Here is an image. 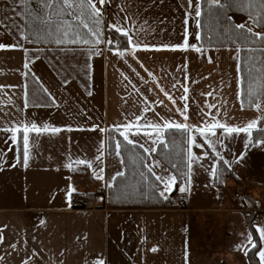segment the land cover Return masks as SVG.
Returning a JSON list of instances; mask_svg holds the SVG:
<instances>
[{"label":"crops","instance_id":"obj_1","mask_svg":"<svg viewBox=\"0 0 264 264\" xmlns=\"http://www.w3.org/2000/svg\"><path fill=\"white\" fill-rule=\"evenodd\" d=\"M195 5L196 0L193 8L188 7V0H109L103 8L104 31L125 15L133 17L126 27L138 33L133 39L141 44L133 52L128 44L127 48H109L104 43L97 51L90 46L33 45L20 38L21 22L15 14L20 10L18 0H0V20L11 26H0V44L20 46L0 50V128L13 122H36L61 129L30 133L27 167L16 162L19 144L12 146L11 133L0 131V151L6 153L0 161V235L4 237L0 264H96L98 260L103 264H251L248 251L253 235L247 221L233 212L238 205L231 190L239 187L255 203L253 210L264 212V138L253 142L259 123L251 136H228L217 129L216 136L210 137L215 152L195 129L211 122L207 113L240 128L253 119L259 122L260 114L257 109L241 108L237 49L202 48L203 54L164 50L166 45L182 43L185 28L189 44L201 48L196 39ZM236 20L261 32L247 18ZM156 48L162 50H152ZM120 51L123 58L117 54ZM183 86L189 88L187 120L180 111ZM34 97L39 106H33ZM148 104L151 110L145 112ZM168 121L189 125L195 143L204 145L192 148L198 161L193 163L190 191L181 193L179 187L176 207L171 209H108L106 190L123 167L117 154L107 153V131L139 123V133L130 138L143 149H156L159 143L152 144L156 132L144 125L159 123L163 139L168 129L163 124ZM101 143L102 162L96 159ZM210 153L222 157L233 174L216 181L211 175L216 160ZM147 154L155 175L171 176L155 152ZM79 160L85 162L79 167L86 174L76 176L66 165H78ZM101 168L103 180H98L95 175ZM181 187H188L187 180ZM69 188L96 194V200L87 209H71ZM179 197L184 199L182 206ZM255 226L256 231L264 228ZM261 240L257 257L264 264Z\"/></svg>","mask_w":264,"mask_h":264},{"label":"snow or ice","instance_id":"obj_2","mask_svg":"<svg viewBox=\"0 0 264 264\" xmlns=\"http://www.w3.org/2000/svg\"><path fill=\"white\" fill-rule=\"evenodd\" d=\"M18 3L20 5V8L27 7L31 0H18ZM109 3V0H39V4L37 7V10L35 12V15L32 14L31 11H29L27 14L22 13L19 10H15V14L17 17H20L25 22V27L27 28L28 21L30 20L32 22V28L29 30L31 31L32 36H37L40 32H43L47 35H54L57 36L56 43L62 44L65 43V37H68L69 35H73V38L70 42L72 43H91L93 45H99L101 41L103 40V31L102 24L104 23V12L103 8ZM204 3H206L210 7L209 15L212 16H219L220 12L225 8V4L228 3V0H204ZM232 3H238L241 8L247 12L248 17L250 18L252 26L260 27L261 32H254L253 28L245 23L240 24H230L225 23V28L227 31L230 32L231 35L235 37L236 40H238L242 45H247L250 42L254 41H260L261 48L260 52L261 55L264 56V0H232L231 3H228V7L232 6ZM97 4H99V7H97ZM188 7L193 8V0H188ZM123 10V9H122ZM194 10L195 15V22H196V28L198 29L196 33V39L201 40L202 36L199 32V29L203 27L201 16V0H196V5ZM191 15V13H189ZM65 19H70L74 22L73 23H65ZM133 19V17H129L128 15H125L124 18L118 20L116 23L112 24L110 27L111 29L120 34L122 37L125 38L126 44L132 46V51L135 52L137 49L141 47L139 39H133L134 36L138 35V33H133L129 28L126 27V24L128 21ZM223 19V18H221ZM228 21H231V17L227 18ZM14 23V22H13ZM188 21L185 20V25H187ZM0 26H3L5 28H10V25L4 24L3 20H0ZM17 30H20L19 25H15ZM76 27L83 28L86 36H91L93 39L88 40L85 37H82L80 32L75 31ZM142 30V29H141ZM188 32L187 28L184 30V39L181 44L179 45H166L164 46V50H180V51H188L192 50L198 53L203 54V49L200 47H197L195 45H190L189 41L187 39ZM21 39H28L29 42H32L31 36H29L27 33H23L20 37ZM107 43L111 44L112 40L106 41ZM20 46L19 44H13V45H5L0 44V50H16ZM145 50H149L147 46H145ZM152 50H162L160 48L152 49ZM240 50H248V49H238ZM97 55H102L101 53H95ZM121 58L124 57V52L120 51L117 53ZM209 62L211 60L209 59ZM264 63V61H262ZM25 68H29V62H25L24 64ZM186 67V65H185ZM29 71L31 69L29 68ZM238 73L240 71L239 67L237 69ZM255 71L257 72L256 79L260 81V87L258 91L255 92H248L246 93L249 97L250 105H254L257 109H259L260 105L258 103V100L264 99V68H256ZM151 75V73H149ZM187 79V77H185ZM39 82V81H37ZM256 80L253 81L255 83ZM176 85L174 84L173 87ZM46 92L47 90L44 89ZM161 91H164V94L167 96L169 100L173 102V104L176 103V101L173 99V97L164 89H161ZM189 92V88L187 86H183V93L184 95L181 96V101L184 102L183 108L180 110L181 114L183 115L184 119L187 120L189 117L187 115L188 112V105L187 100L188 96L187 93ZM211 95V94H209ZM241 95V93L238 92V98ZM49 98L51 99L52 103H55L54 98L51 97V94H49ZM147 103V102H146ZM29 101L25 100V108L28 107ZM33 106H39L38 104V98H33ZM209 108L214 107V105H208ZM241 107H243V103L241 104ZM151 110V105L148 104V107L144 109L145 112ZM206 115H209L211 117V122H205L204 128H196L195 131L200 133V136L204 139V143L207 144V147L212 149L213 152H215V143L212 141L210 137L216 136V130L220 129L223 131L225 135L231 136L232 134H239V133H247L249 136L252 135V130L257 127V124L259 123L256 119L251 120L246 124L245 127H232L228 126L225 123H222L220 120L216 118V115L212 113H207ZM142 119V118H139ZM123 128V131H120V128ZM141 125L139 123L129 122L123 126H117L116 131L120 132V135L123 137V141L131 145L133 148L137 146V142L130 138V134H138L140 131ZM144 127H151L156 132V138L152 140V144L155 145L157 143L163 144L164 141L160 137V133L162 131L161 125L159 123L156 124H148L144 125ZM164 128L168 129H178L182 130L185 133H189L188 135V149H187V155H188V163H187V175L186 180L188 187H180L178 190L181 193H185L187 191H190V184H191V174H192V167L193 163L198 161V158L193 155L192 148L193 147H201L203 148V144L197 145L195 143V137H193L190 133L193 131V129L187 125V124H180V123H173L171 121H168L163 124ZM133 128L136 129V132L133 133ZM96 130V129H93ZM0 131L9 132L11 133L9 139L12 141V146H16L19 144L20 147V153L16 158L17 163H21L22 166L27 167L30 155H31V143H30V133H35L37 135H40L42 133H47L51 131L52 133H58L61 131V129L52 127L49 124H38L36 122H21L19 125L15 124L14 122L9 127H3L0 128ZM67 131H72L71 128H68ZM260 131L262 134H264V125L261 126ZM20 134L19 136L17 134ZM7 142V141H6ZM217 142H219V138H217ZM12 146L9 147V151L12 150ZM103 143L100 145L101 155L97 156V161L102 162L103 161ZM143 147V146H141ZM117 148V155H120L119 149L121 148L120 144H116ZM156 149L154 147L151 148H144L145 153H152L155 152ZM6 155L5 152L0 151V161L3 160V157ZM205 158H207V154H205ZM221 160L222 157H219ZM243 157H240L239 159H242ZM78 165L85 164L83 160H79L75 162ZM226 163V161H225ZM13 167L15 164L12 165ZM156 166H159L158 164ZM66 167L69 170H74L73 164L69 163L66 165ZM87 167H91V164H88ZM148 172H153V166L146 165ZM103 168L99 169V172L95 175V178L98 180H103ZM125 173L123 171L118 172L116 174L117 177H123ZM211 175L213 178H218L217 169L215 166L211 169ZM156 180L159 182L161 186V190L159 191V196L167 199L168 195L171 194L172 191L175 190V185L178 183V177L171 175L165 178L164 176L155 175ZM111 187V185H109ZM75 192L74 188H69L67 191V196L70 198L72 193ZM43 223V222H42ZM2 231V230H0ZM257 231L260 234L261 239H264V228L257 229ZM4 237L0 235V243H3ZM249 243H251V239L249 238ZM253 247L255 245L253 244ZM152 251H157L156 248H153ZM35 255V253H33ZM260 259L262 262H264V251L260 252ZM0 260H3V257H0ZM23 264H28L27 261H24ZM96 264H103L102 260H98Z\"/></svg>","mask_w":264,"mask_h":264},{"label":"trees","instance_id":"obj_3","mask_svg":"<svg viewBox=\"0 0 264 264\" xmlns=\"http://www.w3.org/2000/svg\"><path fill=\"white\" fill-rule=\"evenodd\" d=\"M232 0H228L231 3ZM228 3L225 4V8L220 12L219 16L209 15L210 7L201 0L202 11V24L203 27L199 29L202 39L199 40L200 46L203 49H248L239 51V86H240V105L243 103L242 109L250 110L257 109L254 105H250L249 97L246 93L255 92L259 90L260 81L256 79V68H264V56L261 55L260 41L250 42L247 45H242L233 35L225 28V23L239 24L237 18H247L248 14L244 11L238 3H232L231 7H228ZM39 4V0H31V3L25 7L20 8L24 14L29 11L35 15ZM231 17V21L227 18ZM20 18V17H19ZM223 18V19H221ZM22 33H27L32 38V42L25 39L33 45H65V46H96L91 43H72L70 42L73 35L65 37V43L57 44L55 41L57 36L47 35L40 32L37 36H32L31 31L32 22L29 20L27 28L25 22L20 18ZM65 23H73L70 19H65ZM75 26V24H74ZM256 27V26H255ZM104 29V25L102 24ZM261 31L260 27H256ZM75 31L80 32L82 37L88 40L93 39L91 36H86L83 28L76 27ZM263 34V33H262ZM107 38H113L115 44L111 45L107 43ZM107 43L109 48H127L125 38L120 34L114 32L110 28H106L103 31V40L99 44ZM63 81H66L61 77ZM256 80L255 83L253 81ZM260 105L259 111L260 120L257 129L253 131V142L259 141L264 138V134L260 131L261 126L264 125V99L258 100ZM192 131L191 133H193ZM190 133V134H191ZM188 135L182 130L167 129L163 131L164 143L156 146L155 155L157 159L167 168V170L174 176L178 177V183L175 185V190L171 192L167 199L159 196L161 186L156 180L155 176L148 172L146 165L149 164V156L144 152V149L137 145L133 148L131 145L126 144L123 141V137L119 131L115 129H109L106 133V149L109 155L117 153L116 144H120V160L125 175L123 177L115 176L111 187L106 190V207L111 210H157V209H171L176 207L174 204V198L177 195V189L184 185L187 175V163H188ZM20 153V147H19ZM210 156L216 160V169L218 178L216 181L231 176L233 173L224 162L210 153ZM80 165L73 166L74 170H71L73 175L81 176L86 174V170H83ZM96 194L93 193H80L74 192L70 198V208L76 210H82L89 208V203L96 200ZM238 207L243 209H255V203L245 195L243 200L237 203ZM256 214L249 213L246 215L247 226L252 232L254 245L248 251V257L251 264H261L257 252L261 248L262 240L255 229L254 218Z\"/></svg>","mask_w":264,"mask_h":264},{"label":"built area","instance_id":"obj_4","mask_svg":"<svg viewBox=\"0 0 264 264\" xmlns=\"http://www.w3.org/2000/svg\"><path fill=\"white\" fill-rule=\"evenodd\" d=\"M107 41L108 40H112V43L111 45L115 44V40L113 38H107L106 39ZM106 43V42H105ZM243 194H242V191L240 190L239 187H235L231 190V198L236 201L237 203L241 200H243ZM178 203L179 205H183L184 204V199L182 197H179L178 199ZM233 212L235 214H238L240 215L241 217H243L245 220H246V215L249 214V213H254L256 214L255 218H254V223L255 225H261V226H264V212H260L258 213L259 211H256V210H250V209H243V208H240V207H236Z\"/></svg>","mask_w":264,"mask_h":264},{"label":"rangeland","instance_id":"obj_5","mask_svg":"<svg viewBox=\"0 0 264 264\" xmlns=\"http://www.w3.org/2000/svg\"><path fill=\"white\" fill-rule=\"evenodd\" d=\"M92 47L97 51V49L99 48V45L92 46ZM79 59H80V58H79ZM81 63H82V62H81ZM191 134H192V133H191ZM243 144H244V143H242V146H243ZM241 150H242V149H241ZM250 153H251V152L247 153L248 156H249ZM243 154H244V155H247L245 152H243ZM242 160H243V158H242ZM171 175H172V174H171ZM99 186L101 187L102 185H99ZM100 187H99V188H100ZM90 204H91V203H89V206H90Z\"/></svg>","mask_w":264,"mask_h":264}]
</instances>
